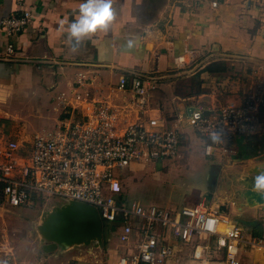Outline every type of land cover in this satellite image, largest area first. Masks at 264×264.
<instances>
[{"label":"crops","instance_id":"1","mask_svg":"<svg viewBox=\"0 0 264 264\" xmlns=\"http://www.w3.org/2000/svg\"><path fill=\"white\" fill-rule=\"evenodd\" d=\"M213 1L218 2L216 8L212 7ZM246 1L207 0L199 4L191 0H114L115 28L97 34L81 46L78 54H72L60 24L74 19L79 1L0 0V146L12 140L30 147L36 136L51 134L67 116L66 103L86 116L92 114L95 102H109L118 107L131 102L133 92L119 89L122 77L159 80L152 92V106L169 128L178 129L185 136L190 132L183 123L188 114L183 119L180 114L195 106L193 102L206 101L201 107L218 108L234 102L241 92L238 80L227 81L231 72H202L208 65L221 62L233 70L238 65L242 78L248 69L264 66V11L248 9ZM27 7H33L34 20L23 33L10 39L1 28L2 21ZM9 43L14 44L15 59L4 56ZM191 50L202 53L201 61L183 71L191 74L187 78L201 72V85L197 93L181 98L170 91L167 78L177 71L174 59ZM81 80L84 89H75ZM23 90L40 98L48 115L49 111L54 114L50 118V131L30 132L24 114L19 117L13 110L14 94ZM81 92L89 94L87 102L76 101L75 93ZM25 111L29 114V110ZM121 119L134 122L136 117L122 114ZM235 157L233 163L225 164L217 173L213 192L204 200L243 226L246 237L259 238L263 231L264 204L250 205L244 193L250 185L248 179L252 181L264 169V136L240 139ZM134 177L139 178L134 181L138 184L143 175L137 173ZM195 201L190 198L180 207ZM107 231L101 241L45 249L43 259L38 258L33 264H115L126 248L116 235L115 244L104 246L105 236L112 234ZM2 252L12 257V247L6 245ZM31 254L29 249L22 257L26 263L33 260ZM12 260L9 259L10 264H20ZM240 263L264 264V244L254 248L244 243Z\"/></svg>","mask_w":264,"mask_h":264},{"label":"built area","instance_id":"2","mask_svg":"<svg viewBox=\"0 0 264 264\" xmlns=\"http://www.w3.org/2000/svg\"><path fill=\"white\" fill-rule=\"evenodd\" d=\"M191 1L201 4L207 0ZM211 4L218 6L217 1ZM246 5L264 11V0H248ZM33 20V7H27L4 19L1 28L14 39ZM15 52L14 44L9 43L4 56L15 59ZM201 57V52L191 50L174 59L175 69H191ZM246 74L249 76L244 78L227 77L230 83L238 80L241 92L234 102L218 108L191 106L180 114L181 119L188 114L183 123L207 140L206 157L216 152L222 157H235L238 140L264 136V66L248 69ZM82 80L75 89H84ZM158 81L122 77L119 89L133 92L131 102L122 107L95 102L92 114L86 116L66 103L67 116L56 131L36 136L30 147L12 140L2 144L0 213L34 209L63 199L97 209L106 229L115 233L126 248L115 264H241L244 243L254 248L264 244V219L262 236L247 238L243 226L214 210L204 199L180 212L155 206L147 210L137 203L126 206L116 172L133 163L181 158L183 133L169 128L151 103ZM87 95L75 93V99L87 102ZM122 114L135 116L136 120L126 122ZM213 133L218 140H213ZM178 247H192V252L179 256Z\"/></svg>","mask_w":264,"mask_h":264},{"label":"rangeland","instance_id":"3","mask_svg":"<svg viewBox=\"0 0 264 264\" xmlns=\"http://www.w3.org/2000/svg\"><path fill=\"white\" fill-rule=\"evenodd\" d=\"M236 67L238 65L234 68L236 70L230 67L231 72L237 71L234 77L241 76V69L238 68L237 70ZM184 71H174L171 73L172 77L167 78V84L171 86L170 91H174V94L181 98L191 93H197L199 86L198 74L187 78L188 76L186 75L191 74H186ZM12 103L13 110L16 111L18 116L22 117L24 114L26 120H28L30 132L50 131L49 129L52 125L50 118L54 114L49 111L48 115L47 108L43 106L44 104L40 101V98L36 99L31 92L28 94L27 91L23 90L14 94ZM204 103L206 101L199 103L195 101L192 105L199 107L203 106ZM25 110H29V114ZM184 113H186L185 110ZM185 125L187 131L190 130V132L186 133L182 139L183 144L180 145V153H183L182 159H164L147 165L133 163L129 167L116 172V177L127 175L123 181L124 195L127 196L124 197V200L127 207L138 203L147 210L153 206L162 209L169 208L168 210H170L171 208L174 209V207H180L182 203L190 198H195V200L204 199L208 193L212 194L216 184L217 173L225 164L233 163L236 157H222L219 152H216L213 157H206L204 155V146L207 140L195 132L193 128L187 124ZM56 130L57 128L51 131ZM238 142L239 140L237 145ZM137 173H142L143 175L138 184L134 182L139 180V178L134 177V174ZM69 204L63 199H54L52 204L47 206L1 212L0 231L2 235H7V237L3 238V236H0V264L5 262L10 264L14 257L20 264H33L38 258L43 259L45 249L50 250V246L55 245V241L44 233L43 227L49 222L53 208L64 207ZM177 210L180 212L182 207ZM103 226L105 233H108L106 226L104 224ZM111 235L107 234L105 236L104 246L111 247L117 242L115 233ZM6 245L12 247V257H8L10 255L7 256L2 252L6 249ZM29 249L32 252L33 260L26 263L22 257ZM185 252L191 253L192 247H183L182 249L178 247L177 254L179 256ZM16 260L12 261L16 262Z\"/></svg>","mask_w":264,"mask_h":264},{"label":"water","instance_id":"4","mask_svg":"<svg viewBox=\"0 0 264 264\" xmlns=\"http://www.w3.org/2000/svg\"><path fill=\"white\" fill-rule=\"evenodd\" d=\"M247 191L244 193L250 205L264 204V193L253 191V180L248 179ZM44 233L55 241L50 249L58 245L69 246L76 243L88 244L91 240H102L104 226L96 208L70 203L64 207H55L50 213V220L43 227Z\"/></svg>","mask_w":264,"mask_h":264},{"label":"clouds","instance_id":"5","mask_svg":"<svg viewBox=\"0 0 264 264\" xmlns=\"http://www.w3.org/2000/svg\"><path fill=\"white\" fill-rule=\"evenodd\" d=\"M114 0H81L78 13L71 22L62 21L60 31L66 34V43L72 54H78L81 46L99 33L113 30L117 23ZM213 140L219 137L213 133ZM253 191L264 193V169L253 178Z\"/></svg>","mask_w":264,"mask_h":264},{"label":"trees","instance_id":"6","mask_svg":"<svg viewBox=\"0 0 264 264\" xmlns=\"http://www.w3.org/2000/svg\"><path fill=\"white\" fill-rule=\"evenodd\" d=\"M202 72H208L210 74H226V73H229L231 71L224 63L216 62V63H212V64L208 65ZM235 72H237V71L231 72L229 74V76H234ZM200 73L197 76L198 78H200V76H199ZM229 76H227V77H229ZM199 84L201 85L200 80H199ZM125 177H126L125 175L120 176L122 186H123V181H124ZM123 194H124V191H123Z\"/></svg>","mask_w":264,"mask_h":264}]
</instances>
